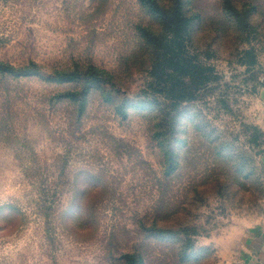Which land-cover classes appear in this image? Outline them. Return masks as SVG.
Listing matches in <instances>:
<instances>
[{
    "label": "rangeland",
    "instance_id": "374dc122",
    "mask_svg": "<svg viewBox=\"0 0 264 264\" xmlns=\"http://www.w3.org/2000/svg\"><path fill=\"white\" fill-rule=\"evenodd\" d=\"M220 2H183L209 19L183 52L214 72L173 110L135 27L167 31L136 0H0V62L43 66L0 78V264H128L136 251L141 264H232L245 239L264 244V0L244 34ZM88 86L79 118L65 97ZM181 202L182 221L153 235L156 211Z\"/></svg>",
    "mask_w": 264,
    "mask_h": 264
},
{
    "label": "trees",
    "instance_id": "16d2710c",
    "mask_svg": "<svg viewBox=\"0 0 264 264\" xmlns=\"http://www.w3.org/2000/svg\"><path fill=\"white\" fill-rule=\"evenodd\" d=\"M137 4L140 6L142 10H144L152 19L158 21L161 26L164 27L167 31V35H158L152 28L149 26H144L143 24L137 25L135 27L136 33H138V37L142 42V46L145 53L149 57V63L151 68V74L154 76V80L162 81V76H159L157 73H164L168 80L163 81V86L160 90H153L154 93L164 94L166 95V99L171 100L174 104L173 110L177 109V104L181 102H193L197 100V92L201 90H205L208 88V84L211 82V75L214 70L210 67L203 65L201 62L197 60H193L190 53H184L185 43L184 41L187 38V35L190 34V29L192 24L195 21H199L201 24H205L209 21L207 18V14H203V12L199 11L192 16H187V11L184 7V0H172L168 4L161 5L158 0H136ZM255 3V0L252 1ZM252 2L250 4H240L236 3L234 0H221L220 2V10L221 15L225 14L227 16L226 20L229 22L232 21V27L234 25L237 27V31L241 34L249 32L253 29L250 25L251 17L253 13L256 11L255 9L258 6L255 4L252 6ZM239 5H242V10H240ZM235 24H234V22ZM185 34L186 37L183 35ZM198 63V64H195ZM93 66V67H91ZM86 72H91L95 70L94 65H91ZM97 68V67H96ZM43 66L36 63L30 62L24 66H13L11 64L0 62V78L3 80L6 79H26V78H34V77H43ZM100 77H104L101 74V71L96 70ZM51 78L57 77L55 80L61 82H71L75 79L79 78L76 76V73H61L54 72ZM109 83V82H107ZM102 84H104L103 80H94L91 85H96V87L102 88ZM84 89L83 94H81V98L78 97V94H71L70 96H66L65 98L70 101H78L77 106L79 107V118H82V115L86 108L87 95L90 93L86 89ZM91 91L94 89L91 87ZM197 91V92H196ZM152 92H145L146 96H150ZM199 93V92H198ZM169 134L172 136L173 130ZM163 136V135H162ZM173 138V137H172ZM168 157H171L170 164L168 170L165 172V177H171V171L178 170L176 165H174L175 156L174 154H168ZM176 164V163H175ZM58 194V193H54ZM55 195L54 197H58ZM77 197H82V199L86 198L85 193L77 194ZM54 198V199H55ZM76 198V196L74 197ZM80 198L76 199V202H80ZM75 200V199H74ZM88 203L82 204V206H94L92 204L93 200L86 199ZM175 203L174 200H171ZM58 200L54 201L51 206H55ZM184 204L181 202L178 204V207L173 209L171 207L167 212L169 213V217H166L161 214L160 210H157V215L153 218V229H151L152 234L155 235L157 233H163L165 230L164 227L161 226L162 223L167 222V218L172 217V221L174 224H179L182 221V214L178 209ZM174 210V211H172ZM173 213V215H172ZM172 215V216H171ZM164 221V222H163ZM146 224L142 221L140 223V228L143 230ZM181 227V226H180ZM178 227V230L173 232H182L181 228ZM143 228V229H142ZM155 237V236H154ZM137 253L126 254L124 257L130 258L129 261L132 260L131 263L128 264H141L143 263V258L141 259V254Z\"/></svg>",
    "mask_w": 264,
    "mask_h": 264
},
{
    "label": "crops",
    "instance_id": "0c3cea01",
    "mask_svg": "<svg viewBox=\"0 0 264 264\" xmlns=\"http://www.w3.org/2000/svg\"><path fill=\"white\" fill-rule=\"evenodd\" d=\"M264 98V92H262ZM256 239H245L241 245L239 259L241 262H233L232 264H264V244Z\"/></svg>",
    "mask_w": 264,
    "mask_h": 264
}]
</instances>
